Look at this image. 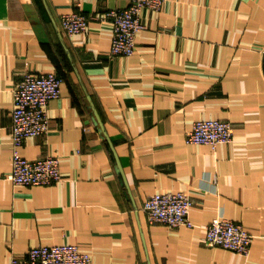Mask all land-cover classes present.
<instances>
[{
    "label": "crops",
    "instance_id": "0c3cea01",
    "mask_svg": "<svg viewBox=\"0 0 264 264\" xmlns=\"http://www.w3.org/2000/svg\"><path fill=\"white\" fill-rule=\"evenodd\" d=\"M129 0H0V264L39 245L73 244L93 264H264V0H166L144 9L131 56H111L112 24L67 35L63 14L101 16ZM55 72L47 132L30 160L57 156L61 179L20 186L12 168V91ZM228 121L232 140L189 144L197 120ZM186 193L193 228L151 224L159 192ZM224 218L252 236L247 255L204 244Z\"/></svg>",
    "mask_w": 264,
    "mask_h": 264
},
{
    "label": "built area",
    "instance_id": "2783aa9c",
    "mask_svg": "<svg viewBox=\"0 0 264 264\" xmlns=\"http://www.w3.org/2000/svg\"><path fill=\"white\" fill-rule=\"evenodd\" d=\"M166 0H129L123 9H110L101 16H86L78 11L60 17L61 28L69 36L84 33L91 19L108 20L112 24L111 56H131L136 36L144 29L141 13L144 9L159 11ZM264 67V48L262 50ZM61 79L55 72H24L12 91L10 136L12 141V168L8 179L20 186H47L61 179L59 158L45 156L34 160L22 157L18 148L27 138L47 132V106L60 95ZM232 140L230 122L204 119L193 122L185 141L215 147ZM190 197L181 191L159 192L143 204L149 223H161L171 228L195 225L189 218ZM204 244L247 255L252 236L242 225L229 219L218 218L204 227ZM9 264H93L88 253L73 244L39 245L30 248L23 258L14 257Z\"/></svg>",
    "mask_w": 264,
    "mask_h": 264
}]
</instances>
